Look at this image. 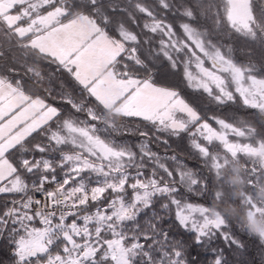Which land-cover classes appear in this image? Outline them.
Instances as JSON below:
<instances>
[{"label": "snow or ice", "instance_id": "snow-or-ice-1", "mask_svg": "<svg viewBox=\"0 0 264 264\" xmlns=\"http://www.w3.org/2000/svg\"><path fill=\"white\" fill-rule=\"evenodd\" d=\"M234 36L244 62L219 38ZM185 137L199 169L167 152ZM240 158L254 187L264 0H0V264H229L217 242L245 244L212 204Z\"/></svg>", "mask_w": 264, "mask_h": 264}, {"label": "trees", "instance_id": "trees-1", "mask_svg": "<svg viewBox=\"0 0 264 264\" xmlns=\"http://www.w3.org/2000/svg\"><path fill=\"white\" fill-rule=\"evenodd\" d=\"M151 2V0H149ZM258 7V5H257ZM223 39L225 43H234L237 48V57L242 61H246V57L240 53V48L244 47L243 43L238 41L234 36L232 40H228L226 37H219ZM165 69H161V72ZM193 101L197 103L202 112L205 114L215 113L221 116H231L235 113L237 116L246 117L247 113L239 110L235 107L217 109L215 105L208 104L207 100L197 99L192 97ZM107 119L112 123H119V117L114 113H108ZM259 119V118H258ZM139 124L141 128L144 127L139 121H134L130 123V127L135 128ZM118 139L127 140L129 143L135 145L138 140V134H126ZM169 147L167 152L171 155L175 152L179 158L183 159L185 163L192 168H200V162L198 159L193 158V153L188 146L187 138L182 139H170ZM153 151L165 154V145L153 143ZM251 165L246 162L244 158H240L229 164V166L223 168L220 171V179L216 191L220 193V198L215 200L212 204L213 211L218 210L223 213L225 217L232 223V230L235 235L243 241L245 244V250L241 255L238 251L234 249L227 248L223 243L217 242L220 247L225 248V254L228 257L229 264H264V249L261 248L258 238L250 237L249 235H258L261 231L254 225L253 220L256 221L262 228H264V216L257 215L250 219L249 210L247 205L244 203L245 199L249 196L256 201H264V175H261L260 179L255 183L254 187L250 185V169ZM192 199H196L192 197ZM3 206L2 198H0V207ZM157 210L159 205L157 204ZM169 221H165L164 225L167 227ZM246 230L247 233L241 230ZM178 239H182L184 243L189 245L188 253L189 260L195 256L197 249L191 247V241L189 235L180 234L177 236ZM199 260V258H197ZM203 260L204 257L202 256Z\"/></svg>", "mask_w": 264, "mask_h": 264}, {"label": "rangeland", "instance_id": "rangeland-1", "mask_svg": "<svg viewBox=\"0 0 264 264\" xmlns=\"http://www.w3.org/2000/svg\"><path fill=\"white\" fill-rule=\"evenodd\" d=\"M253 223L261 232L264 231V228H262L259 224H257L255 220H253Z\"/></svg>", "mask_w": 264, "mask_h": 264}]
</instances>
